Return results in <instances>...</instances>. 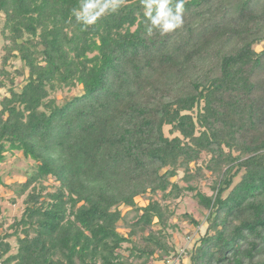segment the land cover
Returning <instances> with one entry per match:
<instances>
[{
  "label": "trees",
  "instance_id": "obj_1",
  "mask_svg": "<svg viewBox=\"0 0 264 264\" xmlns=\"http://www.w3.org/2000/svg\"><path fill=\"white\" fill-rule=\"evenodd\" d=\"M177 2L0 0V163L34 162L0 264H180L187 196L189 264H264V0Z\"/></svg>",
  "mask_w": 264,
  "mask_h": 264
},
{
  "label": "rangeland",
  "instance_id": "obj_2",
  "mask_svg": "<svg viewBox=\"0 0 264 264\" xmlns=\"http://www.w3.org/2000/svg\"><path fill=\"white\" fill-rule=\"evenodd\" d=\"M15 66L19 67V64L17 63ZM78 92L79 90H73L72 92H58L56 94V98L60 100L63 97H71ZM33 163L34 162L31 159H24L20 152H14L12 155H7L5 161L0 163V177L7 186H12V189H16L18 183L25 181L26 174L30 173ZM182 176L183 174L180 172L178 180ZM179 184L184 185L182 182ZM201 186L206 194H210V191L207 187H204L203 184ZM3 192L4 193L2 194L0 193L2 195V198H0L2 214L4 218L7 219V222L11 223L14 218H19L23 211V198L14 199L15 195H13L12 191L8 189H5ZM137 202L141 206H145L147 204V201L143 199H138ZM171 208H175V215L170 223L176 225L177 228L175 230H167L165 231V234H171V241L174 243L177 251H179L183 257V262L180 264H189V259L185 253V250L190 251L193 243L197 241L202 235H204L207 227L205 221L207 212L200 210L196 201L189 196L183 198L182 200L179 199L174 201L171 205ZM184 214L192 216L194 220L200 222V225H191L187 220L182 218V215ZM120 231L126 233L124 230ZM10 242L12 243L13 247H16L14 239H11ZM125 248L126 244L123 246L121 251L123 255L127 254ZM180 261L181 257L179 259L169 258V260L166 262H160L156 264H179Z\"/></svg>",
  "mask_w": 264,
  "mask_h": 264
},
{
  "label": "clouds",
  "instance_id": "obj_3",
  "mask_svg": "<svg viewBox=\"0 0 264 264\" xmlns=\"http://www.w3.org/2000/svg\"><path fill=\"white\" fill-rule=\"evenodd\" d=\"M160 16L163 18V30L168 31L171 30L174 27L179 26L181 23V16L180 13L183 9L182 0H178V2L175 5V11L173 12V9L168 8L166 3H163L160 5ZM154 24H159L160 20L155 19L153 21Z\"/></svg>",
  "mask_w": 264,
  "mask_h": 264
}]
</instances>
